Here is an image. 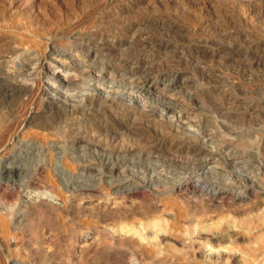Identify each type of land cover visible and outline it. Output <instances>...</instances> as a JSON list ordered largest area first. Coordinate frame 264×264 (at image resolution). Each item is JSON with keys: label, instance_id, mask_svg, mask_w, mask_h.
Listing matches in <instances>:
<instances>
[{"label": "rangeland", "instance_id": "374dc122", "mask_svg": "<svg viewBox=\"0 0 264 264\" xmlns=\"http://www.w3.org/2000/svg\"><path fill=\"white\" fill-rule=\"evenodd\" d=\"M148 1L0 0V55L8 50L0 64V161L23 169L21 181L6 188L0 175V264H264V16L260 22L241 16L250 0ZM118 10L127 12L120 15ZM158 15L172 16L186 29L169 36L153 28L146 32L174 46L175 59L187 62L175 73L191 82L184 87L171 84L164 91L157 77L165 65L161 57H166L149 42L139 47V58L155 66L162 62L144 69L152 74L150 82H157L154 93L146 94L115 68L114 63L132 54L130 50L109 57L93 43L107 36L119 38L121 26L136 18ZM219 30L231 32L228 45L238 41L236 53L193 52L194 43L203 45L218 37ZM250 33L251 38L245 36ZM257 39L262 52L255 57L258 63L250 62L247 50L252 52ZM49 49L62 54L67 86L56 87L38 67ZM20 82L25 84L21 92L12 88ZM42 87L50 90L42 94ZM113 91L136 100L139 94L140 103L156 106L157 113L166 104L172 106L180 130L211 152L208 166L200 170L173 155L143 151L146 129L153 130L147 140L182 141L186 135L157 124L150 128L145 122L136 134L127 133L119 119L126 111L120 110L118 101L102 105L96 98L100 92ZM48 93L75 98L76 113L57 105ZM71 126L77 127L73 133ZM87 131L90 140H81ZM12 132L18 133L16 141L5 144L3 136ZM89 168H94L91 173ZM133 187L140 191L127 195ZM214 191L228 196L214 197Z\"/></svg>", "mask_w": 264, "mask_h": 264}, {"label": "bare ground", "instance_id": "6f19581e", "mask_svg": "<svg viewBox=\"0 0 264 264\" xmlns=\"http://www.w3.org/2000/svg\"><path fill=\"white\" fill-rule=\"evenodd\" d=\"M165 1H170V0H165ZM193 1V0H192ZM199 1V0H198ZM217 1V0H216ZM215 1V2H216ZM233 1V0H232ZM239 1H241V0H239ZM245 1H247V0H245ZM106 2V1H105ZM149 2V1H148ZM156 3L157 2V0H150V2L149 3ZM158 2H159V0H158ZM196 2V1H195ZM194 2V3H195ZM213 2V1H212ZM214 2V3H215ZM225 2V1H224ZM224 2L222 1V3L224 4ZM250 3L249 4H247V9H245L244 10V12H243V10H241L242 11V13H241V16L242 17H245V18H247V19H250V20H254L255 19V21H256V19H260V20H258L259 22L260 21H262V19H261V16H264V5H263V7H262V9H259V7L260 6H262V4L264 3V0H250L249 1ZM188 3V2H187ZM218 3V2H217ZM234 3V2H233ZM245 3V2H244ZM110 4V3H109ZM160 4H162V3H160ZM212 4V3H211ZM219 4V3H218ZM85 5V4H84ZM111 5V4H110ZM155 5H157V4H155ZM231 5V4H230ZM210 6V5H209ZM219 6V5H218ZM224 6V5H223ZM241 6V8H242V5H240ZM156 7V6H155ZM164 7H165V4H164ZM245 7V6H244ZM243 7V8H244ZM254 7H257L258 9H259V11H258V9H254ZM225 8V7H224ZM231 8H232V6H231ZM246 8V7H245ZM85 9V8H84ZM100 9V8H99ZM110 9V8H109ZM164 9H166V7L164 8ZM220 9V8H219ZM225 10V9H224ZM237 10V9H236ZM105 11V10H104ZM119 12H120V15H123L125 12H127L126 10H124V11H121V10H118ZM157 11V10H156ZM159 11V10H158ZM157 11V12H158ZM185 11H186V9H185ZM219 12H221V10H218ZM217 12V11H216ZM229 12V11H228ZM140 13V12H139ZM168 13H170V12H168ZM182 13V12H181ZM190 13V12H189ZM188 13V14H189ZM199 13V12H198ZM229 13H231V12H229ZM240 13V12H239ZM92 14V13H91ZM110 14V13H109ZM128 14V13H127ZM160 14H162V13H160ZM219 14V13H218ZM221 14V13H220ZM219 14V15H220ZM224 14H225V12H224ZM234 14V13H233ZM255 14H259L258 15V17L257 16H255ZM129 15V14H128ZM145 15V14H144ZM147 15V14H146ZM153 15V14H152ZM156 15V14H155ZM170 15H171V13H170ZM191 15H192V17H194V15L191 13ZM216 15V14H215ZM214 15V16H215ZM239 15V14H238ZM106 16H109V15H106ZM111 16V15H110ZM116 16H119L118 14L116 15ZM130 16V15H129ZM186 16V15H185ZM206 16V15H205ZM208 16V15H207ZM213 16V15H212ZM112 17V16H111ZM124 18H125V16H123ZM132 17V16H131ZM135 17V16H134ZM133 17V18H134ZM203 17H204V15H203ZM225 17V16H224ZM227 17V16H226ZM230 17V16H229ZM228 17V18H229ZM231 17H232V15H231ZM114 18V17H113ZM116 18V17H115ZM115 18H114V21H115ZM120 19H121V17H119ZM136 18V17H135ZM195 18V17H194ZM193 18V19H194ZM197 18H199V17H197ZM200 18H201V16H200ZM213 18V17H212ZM234 18H236V17H234ZM104 19V18H103ZM110 19V18H109ZM119 19V20H120ZM178 19H179V17H178ZM201 19H204V18H201ZM211 19V18H210ZM214 19H215V17H214ZM220 19H222L221 17H220ZM131 20H132V18H131ZM225 20V19H224ZM233 19L231 18V21H232ZM242 20V19H241ZM249 20V21H250ZM124 21H126V23H127V21L128 20H124ZM124 21H122V22H124ZM198 21H199V19H198ZM213 21V20H212ZM230 21V22H231ZM234 21V20H233ZM50 22V21H49ZM120 22V21H119ZM122 22H120V23H122ZM204 22V21H203ZM209 22H210V20L209 19H206L205 20V23H206V25H208L209 24ZM221 22V21H220ZM227 22V21H226ZM243 22V21H242ZM247 22H248V20H247ZM252 22V21H251ZM228 23V22H227ZM262 23V22H261ZM48 24V23H47ZM116 24V23H115ZM212 24V23H211ZM221 24V23H220ZM225 24V23H224ZM223 24V26H225ZM242 24H244V22L242 23ZM241 24V25H242ZM249 25H250V23H248ZM253 24V23H252ZM263 24H264V21H263ZM205 24H203V26H204ZM213 25V24H212ZM211 25V26H212ZM233 25L235 26H237V28H239L238 27V25L237 24H234L233 23ZM232 25V26H233ZM214 26H216V25H214ZM229 26H231L230 24H229ZM119 27V26H118ZM216 27H219V26H216ZM244 27H247V26H244ZM108 28V27H107ZM120 28V27H119ZM147 28H153V29H155V30H162V31H164V33H168V36H169V34H173V33H176V35L177 34H180V33H183L186 29H185V27H181V25H179L177 22H176V20H175V18L174 17H172V16H163V17H159V15L158 16H152V17H140V18H136V19H134V21H132V22H129V23H127L125 26H121V34H119V38H117V37H113V36H110V37H106V38H104V39H98L97 41H95L94 40V45H95V47L96 48H98L101 52H103V54L104 55H106V56H111V55H113L114 53H119V52H121V53H123L124 51H127V50H130L131 52H132V54L131 55H129V56H127V57H124V58H121V59H119L118 60V62L117 61H115V62H117L116 64L114 63V65H115V68H117L119 71H122V72H125V73H121L120 74V76L126 81L127 79H133V81L135 82V83H133L136 87H138V88H140V90H142L144 93H146V94H148V93H154V91H155V89H157V82H158V80L160 81V85H165L164 86V88H163V90L165 91V90H169L170 89V85L171 84H179L180 86H183L184 87V85H186V84H188V83H190L191 82V78L189 79V78H182V79H180L179 78V75H178V72L177 73H175V70L174 69H179V70H182L184 67H182L183 65L185 66V65H187V64H185V63H187V62H185L184 63V58H181V60L178 58V57H176L177 58V60L175 59V57H174V54L176 53V51L174 50V46L171 44V43H169L168 41H166V40H164V39H159V38H157V37H153L151 34H149L148 32H146L147 30ZM191 28V27H190ZM206 28V27H205ZM221 28V27H220ZM225 28H227V26L225 27ZM229 28V27H228ZM232 28V27H231ZM234 28H236V27H234ZM202 29H204V28H202ZM214 29H215V27H214ZM230 29V28H229ZM252 29V28H251ZM250 29V30H251ZM113 30V29H112ZM148 30H150V29H148ZM191 30V29H190ZM211 30V29H210ZM254 30V29H253ZM261 30H263L262 28H261ZM192 31V30H191ZM200 31H202V30H200ZM207 31V30H206ZM218 31V30H217ZM220 32H219V36L218 37H216V36H214V38H213V35H212V38L213 39H209V40H207V41H204V44L202 45L201 44V42L199 43H194L193 44V52H195L196 54H205V53H207V52H210V51H216V52H225V51H227L228 50V52L227 53H233V52H235L234 50H239V48H238V46H237V44H236V42H238V41H236V42H233L234 41V39L232 40V42H230V45H228L227 43L229 42V40H231L232 38H229L230 36H231V32H229L228 31V33L226 32V30H219ZM237 31V30H236ZM235 31V32H236ZM245 31V30H244ZM249 31V30H248ZM110 33V32H109ZM111 33H112V31H111ZM116 33V32H115ZM153 33H155V32H153ZM158 33V32H157ZM163 33V34H164ZM200 33V32H199ZM202 33V32H201ZM210 33V32H209ZM208 33V34H209ZM254 33V32H253ZM262 33V32H261ZM264 33V32H263ZM114 34V33H113ZM161 34V33H160ZM192 34V33H191ZM235 34V33H234ZM233 34V35H234ZM238 34V33H237ZM243 34H244V32H243ZM96 35V34H95ZM181 35H183V34H181ZM193 35V34H192ZM210 35H211V33H210ZM216 35V34H215ZM250 35H252L251 33L249 34V35H247V34H245V36H247L248 38H251V37H249ZM98 36H99V34H98ZM235 36V35H234ZM237 36V35H236ZM256 36H257V33H256ZM92 37V36H91ZM208 37V36H207ZM242 37H244V36H242ZM246 37V38H247ZM260 37V36H259ZM94 38V37H93ZM98 38V37H97ZM163 38V37H162ZM228 38H229V40H228ZM238 38V37H237ZM241 38V37H240ZM246 38H245V40H246ZM199 39V38H198ZM235 39H236V37H235ZM253 39V38H252ZM77 40V39H76ZM169 40V39H168ZM238 40V39H237ZM239 40H241V39H239ZM242 40H244V39H242ZM244 40V41H245ZM81 41V40H80ZM83 41V40H82ZM194 41V40H193ZM197 41V40H196ZM219 41V43H217ZM227 42V43H225V44H227V45H222V44H220L221 42ZM244 41H241V43L243 42L244 43ZM246 41H248V39L246 40ZM245 41V42H246ZM254 41V40H253ZM153 43L154 44V47H156L157 49H158V53H161L162 55H164V57H166L165 59L164 58H162L161 56V59H163L164 60V62H165V65H164V67H162L161 69H162V71L163 72H161L159 75H158V77H157V82H150V76H152V74L151 73H149V72H144V69H154V66H155V63H153V62H150L149 60H142L141 58H139V47H146L147 46V43ZM170 42H172V41H170ZM249 42H250V39H249ZM251 42H252V40H251ZM82 43V42H81ZM240 43V44H241ZM242 43V44H243ZM82 44H84V43H82ZM248 44V43H247ZM250 44V43H249ZM146 45V46H145ZM183 45V44H182ZM186 45H188V44H186ZM253 45H254V48H253V50H252V52L250 51V50H247V51H249L250 53L248 54V57H249V60L248 61H250V62H254V61H256L255 60V57L256 56H258L259 55V52L261 51V48H262V46H263V44H262V41L261 40H259V39H257L256 41H254V43H253ZM86 46V45H85ZM91 46H93V45H91ZM192 46V45H191ZM245 46V45H244ZM248 46V45H247ZM183 47V46H182ZM252 46H250V48H251ZM91 49H92V47H90ZM142 48H140V49H142ZM149 48V47H148ZM95 49V48H94ZM252 49V48H251ZM6 50V49H5ZM10 50H12V49H10ZM14 50V49H13ZM16 50V49H15ZM48 50V48H46L45 49V51H47ZM180 50V49H179ZM186 50V49H185ZM184 50V51H185ZM241 50V49H240ZM245 50V49H244ZM243 50V51H244ZM262 50H264V49H262ZM6 51H8V50H6ZM5 51V52H6ZM58 51V50H57ZM57 51H54V50H52V49H49V51H48V53H50V54H45V52H44V54L40 57V60L38 61V67L39 68H41V70H44V71H46V74L47 75H49V76H47L48 78V80H50V82H52L56 87H59V88H61V87H63V86H67V82H68V79H67V76L66 75H64V70H63V68H64V65H63V63H62V54L60 53V52H57ZM87 51V50H86ZM90 51V50H89ZM182 51V50H181ZM4 52V51H3ZM3 52H1V53H3ZM3 53V54H1L0 55V64L1 63H3V62H5L6 60V57H7V53L8 52H6V53ZM12 54L14 53L13 51H10ZM100 52V53H101ZM175 52V53H174ZM180 52V51H179ZM178 52V53H179ZM187 52V51H186ZM242 52V51H241ZM262 52V51H261ZM90 53H92V52H90ZM188 53V52H187ZM191 53V52H190ZM226 53V52H225ZM225 53H223V54H225ZM236 53V52H235ZM245 53V52H244ZM243 53V54H244ZM89 54V53H88ZM102 54V53H101ZM152 54V53H151ZM154 54V53H153ZM161 54H159V55H161ZM216 54V53H215ZM242 54V53H241ZM186 55V54H185ZM211 54H209L208 56H210ZM218 56H220L219 54H217ZM50 56H54L53 58H50ZM154 56V55H153ZM181 56H182V54H181ZM202 56V55H201ZM201 56H199V57H201ZM204 56V55H203ZM208 56H206V57H208ZM236 56V55H235ZM235 56H234V59H235ZM237 56H239L238 54H237ZM64 57V56H63ZM149 57V56H148ZM186 57V56H185ZM243 57V56H242ZM261 57H262V55H261ZM152 58V57H151ZM150 58V59H151ZM156 58H158V57H156ZM155 58V59H156ZM192 58V57H191ZM196 58V57H195ZM226 58V57H225ZM229 58V57H228ZM258 58V57H257ZM256 58V59H257ZM26 59V58H25ZM149 59V58H148ZM160 59V60H161ZM170 59V60H169ZM179 59V60H178ZM190 59V58H189ZM193 59V58H192ZM197 59V58H196ZM224 59V58H223ZM244 59H245V57H244ZM195 60V59H194ZM199 60V59H198ZM261 61H262V59H260ZM99 61V60H98ZM187 61H189V60H187ZM191 61H193V60H191ZM190 61V62H191ZM218 61V60H217ZM230 61V60H229ZM247 61V62H248ZM258 61V60H257ZM256 61V62H257ZM22 62H23V60H22ZM159 62H162V61H159ZM158 62V63H159ZM195 62H196V60H195ZM199 62V61H198ZM249 62V63H250ZM36 63V62H35ZM157 63V64H158ZM197 63V62H196ZM229 63V62H228ZM233 63H234V61H233ZM241 63H242V61H241ZM258 63V62H257ZM259 63H260V61H259ZM157 64H156V66H157ZM160 64V63H159ZM189 64V63H188ZM190 64H192V63H190ZM193 64H195V63H193ZM198 64V63H197ZM224 64V63H223ZM246 64V63H245ZM51 65H53V69H52V71H50L51 69H50V67H51ZM114 65H113V67H114ZM163 65V64H162ZM207 65V64H206ZM257 65V64H256ZM1 66V65H0ZM110 66V65H109ZM155 66V67H156ZM199 66V65H198ZM201 66V65H200ZM35 67V66H34ZM160 67V66H159ZM186 67V66H185ZM196 67V66H195ZM245 67V66H244ZM2 68V67H1ZM0 68V69H1ZM25 68V67H24ZM182 68V69H181ZM70 69V68H69ZM116 69V70H117ZM143 69V72H141V73H139L140 72V70H142ZM157 69V68H156ZM4 70V69H3ZM198 70V69H197ZM49 71V72H48ZM234 71V70H233ZM206 72V71H205ZM18 73V72H17ZM207 75V74H206ZM119 76V77H120ZM44 77V76H43ZM130 81V80H129ZM164 81H168V83L167 84H163L164 83ZM19 82V81H18ZM214 82V81H213ZM43 83H45V85H48L49 83L48 82H43ZM41 85V84H40ZM43 85V84H42ZM50 85V84H49ZM70 85V84H69ZM11 86V85H10ZM12 88H18V90L21 92V88L24 90V86H25V84H24V82H20V83H16V84H12ZM18 86H20V87H18ZM50 87V86H49ZM183 87H181V88H183ZM213 87V86H212ZM27 88V87H26ZM54 89V88H53ZM223 89V88H222ZM11 91H12V89H10ZM41 91V93L42 94H45V93H47V91L48 90H50L49 88H44V87H42L41 89H40ZM180 90V89H179ZM183 90V89H182ZM194 90V89H193ZM217 90H219V89H217ZM14 91V90H13ZM55 91H56V89H55ZM25 92V91H24ZM115 91H113V92H106V93H99V94H97L96 95V98L99 100V102H101V104L103 105L104 103H110V104H115V105H117V101H118V104H119V106L121 107L120 108V110L121 109H123L124 111H126V114H125V116H121L122 118H119V119H121L123 122H124V124H126L127 125V127H126V132L127 133H130V134H132V135H134V133L136 132V130H138V128H140L141 126L139 125L140 123H142L143 124V122H145L146 123V125L145 126H152V125H155V124H157V125H159L158 127H163V128H165L166 127V129L171 133V132H174L176 135L177 134H181L182 136H183V134H185V133H183L181 130H180V126L182 125V124H179V118H178V116L176 117L175 115H174V113H175V109L172 107V106H170L169 104H166L163 108L161 107V112L160 113H157L158 112V110H157V108H156V106H152L151 104L149 105L147 102H143V103H140V99H139V94H138V99L136 100V99H134L133 97H130V96H126L125 94H121V93H119V92H117V93H114ZM212 92V91H211ZM19 93V92H18ZM17 93V94H18ZM27 93V92H26ZM189 93V92H188ZM198 93H199V91H198ZM216 93H218V92H216ZM225 93V92H224ZM7 94V93H6ZM49 95H50V97L52 98V101H54L57 105L58 104H62V105H64L65 107H66V109H67V111H69L70 112V114H75L76 113V111L74 110L75 109V104H74V102L76 101V99L75 98H70V96L69 97H67V96H63V98L62 99H60V98H58V97H55V96H53L51 93H48ZM205 94H207L206 93V91H205ZM221 94V93H220ZM227 94V93H226ZM232 94V93H231ZM8 95H10L9 93H8ZM22 95V94H21ZM39 95H41V94H39ZM57 95V94H56ZM60 95V94H59ZM125 95V96H124ZM129 95V94H128ZM137 95V94H136ZM216 95H218V94H216ZM20 96V95H19ZM191 96V95H190ZM194 96V95H193ZM207 96V95H206ZM224 96H225V94H224ZM76 97V96H75ZM188 97V96H187ZM194 97H196V96H194ZM222 97V96H221ZM84 98V97H83ZM91 98V97H90ZM208 98H209V96H208ZM225 98H227V100H232L233 99V97L232 96H227V97H225ZM211 99V98H210ZM221 99V98H220ZM142 100V99H141ZM144 100H145V98H144ZM187 100V99H186ZM193 100V99H192ZM195 100V99H194ZM227 100H225V101H227ZM89 101H91V100H89ZM215 102L214 103H216V101L217 100H214ZM78 102V101H77ZM196 102V101H195ZM237 102V101H236ZM239 102H240V100H239ZM247 102V101H246ZM249 102V101H248ZM168 103V102H167ZM170 103V102H169ZM171 103H174V102H171ZM170 103V104H171ZM192 103V102H191ZM200 103V102H199ZM235 103V102H234ZM233 103V104H234ZM220 104H222V103H220ZM231 104V103H230ZM213 105V107H214V104H212ZM244 105V104H243ZM106 106V105H105ZM163 106V105H162ZM216 106V105H215ZM219 106V105H218ZM225 106H227V104L225 105ZM236 106H239V104L238 105H236ZM97 107V106H96ZM113 107V106H112ZM111 107V108H112ZM115 108L117 107V106H114ZM176 107V106H175ZM1 108V107H0ZM215 108H217V107H215ZM221 108H224L223 106H221ZM232 108V107H231ZM234 108V107H233ZM244 108V107H243ZM63 109V108H62ZM79 109H80V107H79ZM82 109V108H81ZM99 109V108H98ZM117 109H118V107H117ZM116 109V110H117ZM226 109H227V107H226ZM226 109H224V110H226ZM104 110V109H103ZM119 110V111H120ZM217 110V109H216ZM253 110V109H252ZM107 111V110H106ZM251 111V110H250ZM112 112V111H111ZM117 112H118V110H117ZM228 112V111H227ZM226 112V113H227ZM230 112H231V110H230ZM229 112V113H230ZM233 112V111H232ZM235 112H236V110H235ZM216 113V112H215ZM229 113H228V115H229ZM247 113V112H246ZM61 114H62V112H61ZM120 114V113H119ZM220 114V113H219ZM231 114V113H230ZM237 114V113H236ZM243 114H245V111H243ZM248 114V113H247ZM247 114H245V115H247ZM122 115V114H121ZM232 115H235L234 113L232 114ZM231 115V116H232ZM239 115V114H238ZM249 116H251L250 114H248ZM113 117L114 116H116V115H112ZM222 116V115H221ZM226 116V115H225ZM237 116V115H236ZM76 117V116H75ZM120 117V116H119ZM116 118V117H115ZM210 118V117H209ZM233 118H236L235 116L233 117ZM73 119V118H72ZM169 119H171V120H169ZM206 119V118H205ZM113 120V119H112ZM115 120V119H114ZM120 120V121H121ZM118 121V120H117ZM74 122V121H73ZM85 122V121H84ZM116 122V121H115ZM68 123V122H67ZM75 123V122H74ZM81 123V122H80ZM144 123V124H145ZM72 124V123H71ZM76 124V123H75ZM123 124V123H122ZM106 125V124H105ZM69 126V125H68ZM88 126V125H87ZM125 126V125H124ZM140 126V127H139ZM76 126H71L70 128H69V133H73L74 131H76V129H77V127L75 128ZM155 127V126H154ZM154 127H153V129H154ZM122 128V127H121ZM151 128V127H150ZM162 128V129H163ZM66 129V128H65ZM88 129V128H87ZM146 129V128H145ZM82 130V129H81ZM125 130V129H124ZM124 130H123V132H124ZM144 130V129H143ZM142 130V131H143ZM156 130V129H155ZM161 130V129H160ZM166 130V131H167ZM45 131V130H44ZM46 131H48V130H46ZM142 131H141V133H142ZM151 131H153L152 129H151ZM151 131H149V129H146L145 130V132L143 133V135H142V137H144L145 138V141H144V143H142L144 146H143V151H145L146 153H149V154H152V153H159V152H161V153H165V154H169V155H173L175 158H178V159H181V160H185V163L187 162V163H192V164H197L198 165V169H204V168H206L207 166H208V164L210 163V161L212 160V158H211V152L210 151H208L207 150V148L203 145V143H200L198 140L197 141H195V139H193L190 135H187V133L185 134L186 136H184V138H183V140L182 141H176V140H173V139H170V138H168V139H166V138H161V137H158V138H153V139H151V140H147L146 138V134L147 133H149V132H151ZM165 131V130H164ZM49 132V131H48ZM88 132H90V131H87L86 132V135L84 136L83 135V137L81 138L80 137V139L82 140L83 138H88L89 139V136L87 135V133ZM155 132V131H154ZM160 132V131H159ZM157 133V132H156ZM161 133V132H160ZM160 133H157V134H160ZM89 134V133H88ZM90 134H92V133H90ZM102 134V133H101ZM136 134V133H135ZM72 135V134H71ZM82 135V134H81ZM93 135V134H92ZM91 135V136H92ZM138 135V134H137ZM161 135H163V134H161ZM160 135V136H161ZM136 136V135H135ZM138 136H140V135H138ZM148 136V135H147ZM159 136V135H158ZM17 137H18V133H16V132H12V133H8L7 135H4L3 136V140L5 141V144H8V143H13V142H15L16 141V139H17ZM152 137V136H151ZM150 137V138H151ZM156 137V136H155ZM109 138H111V137H109ZM140 138V137H139ZM105 139V138H104ZM134 139V138H133ZM142 139V138H141ZM75 141H76V143L77 142H79L77 139H74ZM90 140V139H89ZM88 140V141H89ZM93 140V139H92ZM107 140V139H106ZM112 140V139H111ZM115 140V139H114ZM4 141H2V142H4ZM120 141V140H119ZM138 141V140H137ZM142 141V140H141ZM202 141V140H201ZM91 142V141H90ZM99 143H101V142H99ZM116 144V143H115ZM30 145H32V144H24V145H22V146H26V147H32V146H30ZM111 145V144H110ZM117 145V144H116ZM130 145V144H129ZM133 146V145H132ZM131 146V147H132ZM140 146H141V144H140ZM19 147H21V146H19ZM18 147V148H19ZM106 147V146H105ZM33 148V147H32ZM31 148V149H32ZM107 148V147H106ZM131 149V148H130ZM129 149V150H130ZM18 150V149H17ZM122 152V151H121ZM160 153V154H161ZM16 155V154H15ZM12 157V155L10 156V158ZM15 157V156H14ZM19 158V157H18ZM79 158V157H78ZM104 159V161H105V163L107 164L108 162H109V159L107 158V157H104L103 158ZM1 160V159H0ZM19 160V159H18ZM84 160V159H83ZM107 161V162H106ZM10 162H12V161H10ZM115 162V161H114ZM116 165V164H115ZM124 165V164H123ZM118 166H119V164H118ZM117 166V167H118ZM113 168H116L115 166H113ZM94 169V168H93ZM93 169L92 168H89V170L88 171H90V173L93 171ZM23 171V169L21 168V167H19V166H16L15 165V163L14 164H8L7 162H2V161H0V175L1 176H4V177H2V185L6 188L7 186H9L10 184H12V183H15L18 179H19V175H20V173H22V172H20V171ZM174 170V169H173ZM176 171V170H175ZM179 171V170H178ZM171 173H172V171H171ZM179 173V172H178ZM185 173V172H184ZM20 180V179H19ZM21 181V180H20ZM204 184V183H203ZM53 188H55V186L53 185L52 186ZM51 187V188H52ZM209 187V186H208ZM50 188V187H49ZM134 188V187H133ZM131 189V190H127V192H126V194L127 195H129V196H133V195H135V194H137L139 191H140V188L138 189V187L137 188H134V189ZM83 189H91V187H84ZM194 189V188H193ZM210 189V188H209ZM212 189V188H211ZM196 190V189H195ZM87 191V190H86ZM209 191V190H208ZM192 192V191H191ZM213 195H214V197H218V196H220V195H222L223 193H218L217 191H214V192H211ZM228 196V194L226 195V194H223L222 195V197H227ZM230 196V195H229ZM232 196V195H231ZM226 200V199H225ZM224 200V201H225ZM231 201H232V197H231ZM214 202V201H213ZM219 202V201H218ZM0 209H2V208H0ZM139 229H142V228H140L139 227ZM144 231V230H143ZM202 233V232H201ZM153 234V233H152ZM158 234V233H157ZM148 235V234H147ZM161 235V234H160ZM125 236V235H124ZM154 236H156V235H154ZM165 236V235H164ZM212 236V235H211ZM132 237V236H131ZM135 238V237H134ZM213 238V237H212ZM203 239V238H202ZM209 240V239H208ZM144 241V240H143ZM142 242V241H141ZM144 244V243H143ZM6 258H7V256H6Z\"/></svg>", "mask_w": 264, "mask_h": 264}]
</instances>
